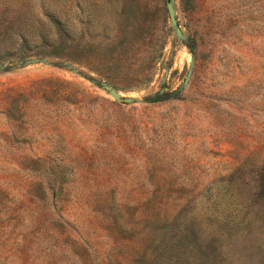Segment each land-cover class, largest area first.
Segmentation results:
<instances>
[{
    "label": "rangeland",
    "instance_id": "374dc122",
    "mask_svg": "<svg viewBox=\"0 0 264 264\" xmlns=\"http://www.w3.org/2000/svg\"><path fill=\"white\" fill-rule=\"evenodd\" d=\"M172 1L0 0V264H264V0Z\"/></svg>",
    "mask_w": 264,
    "mask_h": 264
},
{
    "label": "trees",
    "instance_id": "16d2710c",
    "mask_svg": "<svg viewBox=\"0 0 264 264\" xmlns=\"http://www.w3.org/2000/svg\"><path fill=\"white\" fill-rule=\"evenodd\" d=\"M130 9L133 11V14L136 15V17L139 19V16L137 14H146L144 10V6L141 3H136L135 7L129 6ZM51 18V24L49 27L53 30L54 28L56 29V32L53 34H49L43 31L36 32L33 30L31 32L30 38H34L32 42H34V45H30L28 41V33L26 31H23L21 28H18L16 31V38L20 41V44H22L21 48H18V54H16L15 58H28L32 56H54V57H59L65 60H72L75 62L80 63L81 61H78L74 58L73 56V51H71L69 48L75 47L77 43L74 42H68L65 38L62 36L61 30V20L57 15H50ZM51 38L50 39V37ZM41 40L43 42V46L38 45V41ZM127 38L124 36L123 38L119 39L118 42L120 44H116L117 47L118 45L123 46L126 44ZM166 38L160 40L159 44H157V47L155 48V52L157 53L156 58L160 55L161 51L164 48ZM45 44V45H44ZM32 47V48H29ZM31 49V50H28ZM112 59L115 60H106L101 61V62H96L93 64H86L88 65L89 70L94 72L97 76L105 79L110 76V70H119L121 64L119 60L113 55H110ZM151 75H147V77H143L139 80V83L135 85V88H138L145 83H147L150 80ZM158 98H152L151 101H156Z\"/></svg>",
    "mask_w": 264,
    "mask_h": 264
},
{
    "label": "water",
    "instance_id": "95a60500",
    "mask_svg": "<svg viewBox=\"0 0 264 264\" xmlns=\"http://www.w3.org/2000/svg\"><path fill=\"white\" fill-rule=\"evenodd\" d=\"M166 2V7L168 10V14H169V18H170V22L171 25L175 28L177 34L179 36H182V31L179 27L176 15H175V11L173 8V1L172 0H165ZM35 61V60H32ZM70 69H72L73 71L77 72V69L72 66V65H67ZM101 86L103 89H105L108 94L113 97L115 100L122 102V103H129V102H133V101H137L139 99H136L134 97H130V96H122L113 86H111L110 84H108L107 82H101Z\"/></svg>",
    "mask_w": 264,
    "mask_h": 264
}]
</instances>
